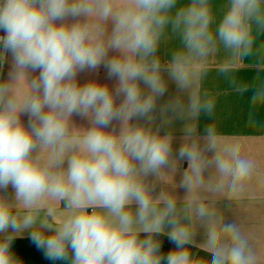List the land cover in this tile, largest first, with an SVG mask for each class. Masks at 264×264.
I'll return each mask as SVG.
<instances>
[{"label": "clouds", "instance_id": "clouds-1", "mask_svg": "<svg viewBox=\"0 0 264 264\" xmlns=\"http://www.w3.org/2000/svg\"><path fill=\"white\" fill-rule=\"evenodd\" d=\"M0 33V264H22L25 231L63 264H262L204 195L238 200L255 164L198 122L215 109L199 81L221 50L218 73L264 105V0H227L218 21L210 0H0ZM251 57L249 84L235 72ZM101 67L113 83H81ZM197 222H210L202 243Z\"/></svg>", "mask_w": 264, "mask_h": 264}, {"label": "crops", "instance_id": "crops-1", "mask_svg": "<svg viewBox=\"0 0 264 264\" xmlns=\"http://www.w3.org/2000/svg\"><path fill=\"white\" fill-rule=\"evenodd\" d=\"M181 2L187 3V0H181ZM210 2L218 21L225 10L227 0H210ZM262 41H264V37L258 39L257 45ZM178 46L179 41L175 38H169L163 42L159 51L161 60L167 61L172 51ZM224 57L225 53L222 50L210 57L206 68L207 75L199 81L201 90L210 93L215 100L213 115L210 118L201 115L198 122L199 128L203 133L205 125H214L221 140L239 145L241 154L251 159L255 164V168L252 177L246 182L245 192L238 200L230 202L224 197L212 196L207 192L204 195L208 197V203L219 214L223 215L226 221H235L242 226L245 233L250 237L251 243L260 254L262 264H264V105L253 108L249 102L250 92L243 94L235 92L228 81L218 73L217 69ZM258 59L259 57H251L243 61L242 66L235 72L238 80L249 84L258 82L255 80L258 70L251 66ZM7 71L8 65L6 64L3 78L6 77ZM193 71L199 73L202 69L194 68ZM259 76L264 78V71L259 72ZM89 78H96L102 83H113V81L107 80L103 67L100 68L98 75L95 73L91 75L83 74L80 77L81 83ZM174 92L175 85L170 83L168 94L164 99H167L168 95ZM77 122L85 123L79 118H77ZM181 126V122L175 123L176 141L174 147L176 148L180 145ZM186 167L185 162L182 168ZM175 179L179 182L180 176L177 175ZM166 186L171 190V183ZM11 191L9 188L8 192L11 193ZM177 192L180 196L184 194L183 189H178ZM209 225L210 222L196 223L195 239L198 243L204 241ZM19 237H30V235L28 231H25ZM195 252L201 256L207 255V253L198 249H195Z\"/></svg>", "mask_w": 264, "mask_h": 264}, {"label": "trees", "instance_id": "trees-1", "mask_svg": "<svg viewBox=\"0 0 264 264\" xmlns=\"http://www.w3.org/2000/svg\"><path fill=\"white\" fill-rule=\"evenodd\" d=\"M163 240L162 251H167L174 247L167 237H161ZM12 251L21 260L22 264H63V262H53L47 259L42 249L37 248L30 237H18L12 244ZM195 252V249H192Z\"/></svg>", "mask_w": 264, "mask_h": 264}, {"label": "built area", "instance_id": "built-area-1", "mask_svg": "<svg viewBox=\"0 0 264 264\" xmlns=\"http://www.w3.org/2000/svg\"><path fill=\"white\" fill-rule=\"evenodd\" d=\"M0 34H2V33H0ZM5 68H6V65H5V67H4V70H5ZM4 73V72H3ZM0 78H3V75L2 76H0Z\"/></svg>", "mask_w": 264, "mask_h": 264}]
</instances>
